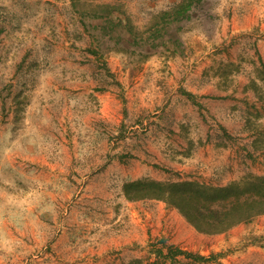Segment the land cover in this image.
Instances as JSON below:
<instances>
[{"label":"rangeland","instance_id":"374dc122","mask_svg":"<svg viewBox=\"0 0 264 264\" xmlns=\"http://www.w3.org/2000/svg\"><path fill=\"white\" fill-rule=\"evenodd\" d=\"M181 1L0 0V264H264L122 193L264 175V0Z\"/></svg>","mask_w":264,"mask_h":264},{"label":"trees","instance_id":"16d2710c","mask_svg":"<svg viewBox=\"0 0 264 264\" xmlns=\"http://www.w3.org/2000/svg\"><path fill=\"white\" fill-rule=\"evenodd\" d=\"M192 5L193 1L182 0L162 16L171 22H181L190 18ZM184 94L193 97L191 93ZM122 193L128 201H162L176 209L197 232L209 235L226 232L264 215V175L251 176L243 183L218 186L193 179L160 181L140 178L124 182ZM168 253H171L170 248Z\"/></svg>","mask_w":264,"mask_h":264}]
</instances>
